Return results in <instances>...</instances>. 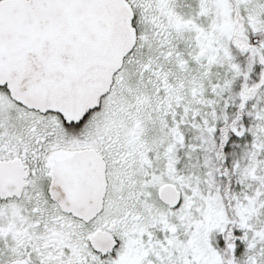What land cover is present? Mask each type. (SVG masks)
<instances>
[{"label": "snow or ice", "instance_id": "1", "mask_svg": "<svg viewBox=\"0 0 264 264\" xmlns=\"http://www.w3.org/2000/svg\"><path fill=\"white\" fill-rule=\"evenodd\" d=\"M0 264H264V0H0Z\"/></svg>", "mask_w": 264, "mask_h": 264}]
</instances>
